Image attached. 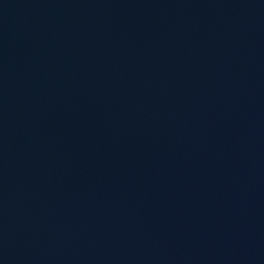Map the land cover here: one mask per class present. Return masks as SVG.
I'll use <instances>...</instances> for the list:
<instances>
[{"label":"water","instance_id":"1","mask_svg":"<svg viewBox=\"0 0 264 264\" xmlns=\"http://www.w3.org/2000/svg\"><path fill=\"white\" fill-rule=\"evenodd\" d=\"M0 264H264V0H0Z\"/></svg>","mask_w":264,"mask_h":264}]
</instances>
